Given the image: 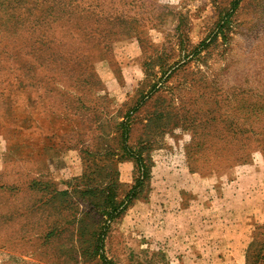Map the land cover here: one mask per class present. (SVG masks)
Segmentation results:
<instances>
[{"label": "rangeland", "instance_id": "1", "mask_svg": "<svg viewBox=\"0 0 264 264\" xmlns=\"http://www.w3.org/2000/svg\"><path fill=\"white\" fill-rule=\"evenodd\" d=\"M0 264H264V0H0Z\"/></svg>", "mask_w": 264, "mask_h": 264}, {"label": "crops", "instance_id": "2", "mask_svg": "<svg viewBox=\"0 0 264 264\" xmlns=\"http://www.w3.org/2000/svg\"><path fill=\"white\" fill-rule=\"evenodd\" d=\"M145 71V70H144Z\"/></svg>", "mask_w": 264, "mask_h": 264}]
</instances>
